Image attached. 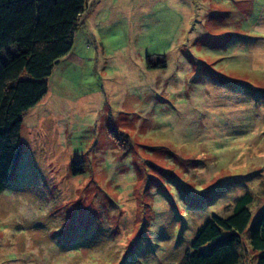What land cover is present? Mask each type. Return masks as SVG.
<instances>
[{
	"label": "rangeland",
	"instance_id": "rangeland-1",
	"mask_svg": "<svg viewBox=\"0 0 264 264\" xmlns=\"http://www.w3.org/2000/svg\"><path fill=\"white\" fill-rule=\"evenodd\" d=\"M79 23L22 115L0 264H178L244 194L264 210V0H88Z\"/></svg>",
	"mask_w": 264,
	"mask_h": 264
},
{
	"label": "trees",
	"instance_id": "trees-1",
	"mask_svg": "<svg viewBox=\"0 0 264 264\" xmlns=\"http://www.w3.org/2000/svg\"><path fill=\"white\" fill-rule=\"evenodd\" d=\"M87 2L0 0V191L21 155L22 115L45 95L46 77L70 50ZM251 200L246 193L229 215L208 217L178 264H240L244 232L255 264H264V210L252 218Z\"/></svg>",
	"mask_w": 264,
	"mask_h": 264
}]
</instances>
